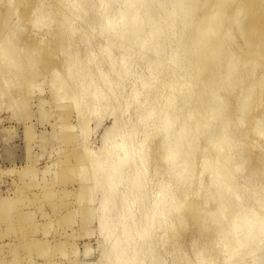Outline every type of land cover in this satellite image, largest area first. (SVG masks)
Segmentation results:
<instances>
[{"label": "bare ground", "instance_id": "1", "mask_svg": "<svg viewBox=\"0 0 264 264\" xmlns=\"http://www.w3.org/2000/svg\"><path fill=\"white\" fill-rule=\"evenodd\" d=\"M39 1L31 8L35 20L29 19L39 28L52 21L47 14L52 16L62 7L66 10L61 17L64 23L70 14H75L67 26L59 20L61 23L40 39L57 36L60 45V35L68 30L67 40L72 42L82 25L90 26L92 33L99 30L107 38V44L102 46L98 40L91 44L88 39L93 38L83 31L79 33L89 47L77 60L79 57L73 58L77 46H72L71 52L75 53L72 57L69 52L67 57L73 59L62 64L64 73L53 82L55 92L63 90L59 92L62 99L72 100L76 116L82 119L81 133L86 131L83 120L91 108L94 110L104 101L100 115L108 103L115 102L114 110L122 102L123 89L126 93L128 90L125 116L137 117L129 119L135 123H122L120 127L116 117L114 125L106 129L99 149L95 147L94 151L93 147L92 152V145L84 149L85 170L91 172L83 181L93 178L91 189L102 192L95 207L98 232L107 245L99 259L101 264H164L154 250L168 240L169 246L175 247L188 230L200 237L193 264H246L247 260L248 264H258L259 258L264 264V152L251 156L264 144V107L257 113L252 108L260 107L264 100V70L254 76L255 69L264 62V0H96L102 10L92 24L86 20L88 11L84 7L94 0H57L56 5H48L47 12L44 8L49 0ZM205 7L202 14L195 15ZM44 11L46 16L40 14ZM232 30L241 38L236 53L230 47ZM14 31L1 41L0 59L6 61L5 74L9 73L7 79L0 77L1 95L19 79L18 71L24 65L18 60L17 47L5 46ZM70 42H66L69 47ZM113 47L120 53L114 54ZM66 48L63 53L69 50ZM29 55L21 71H33L38 59L36 50ZM96 56L101 60L94 62ZM116 64L119 66L113 70ZM131 64L130 75L135 80L129 89L123 88L124 84L117 81ZM101 70L110 74H102ZM54 72L58 73L53 69ZM67 77L73 80V86L66 84ZM243 83L246 86L242 89L239 86ZM229 98H237L236 107L228 104ZM234 128L239 131L233 132ZM114 132L116 138L110 136ZM139 134L140 138L135 137ZM152 134L159 135L156 145L163 150L157 154L154 166L155 190L150 182L148 187L147 176L155 159L153 141L147 142ZM250 137L254 139L248 141ZM258 139L262 143L256 148ZM195 164H199L198 170ZM244 170L256 176H243L237 183ZM200 190L204 192L200 194ZM152 193L154 199L149 200ZM160 230V237H154ZM165 233L166 241L161 239ZM193 239L188 240L191 246L196 242ZM180 264L191 262L183 258Z\"/></svg>", "mask_w": 264, "mask_h": 264}, {"label": "rangeland", "instance_id": "2", "mask_svg": "<svg viewBox=\"0 0 264 264\" xmlns=\"http://www.w3.org/2000/svg\"><path fill=\"white\" fill-rule=\"evenodd\" d=\"M38 2L40 1L0 0V48L2 39L5 38L10 31L12 32V30H15L13 36L11 35V42H7L8 45L5 44V46L10 48L17 47L18 52L20 51L18 60L24 64L22 69L24 68L23 70H25V65L29 58L28 56H30L29 54L32 50L35 49L38 56L33 71L30 72L28 70L27 72L25 71V73L21 71V69L20 71L23 73L18 71V77L20 74L19 79L17 77L18 80L16 82L9 84L8 88L5 90L6 94L1 95L0 93V260L3 264H10L13 261L15 263L17 261V264H48L49 262V264H51L54 263V261L56 264H101L103 261L101 262L99 259L101 254L107 249V245L105 244L103 234L101 235L98 232V221L96 218L97 208L95 207L98 205L97 203L102 192L98 189H91L93 185L90 183L94 181L92 180L93 178L91 179L90 177L87 182L83 181V177L87 175L88 172H91V170H85L87 169V163L84 156V149L86 146L92 145L91 151L93 147L94 151H97L102 144L101 141L106 134V129L114 125L116 117L120 118L119 116H121L120 120L117 118L119 122L116 121L118 127H120L122 123H130V120H137V117L136 115H131L130 118L134 120L130 118L129 120L127 115L125 116L127 111L125 108V100H127L128 90L126 93V89H123L121 95L122 102L118 103L120 107H116L117 109L119 108V110H116V108L114 109L117 113H114L115 111L113 108L115 102H112L114 105L108 103L106 109L104 107L102 108V111L105 112H102L100 115V108L104 104V101H101L99 105L94 107V110L93 107L91 108L89 115L83 120L87 123L85 130L89 132V134L87 135L86 131L81 133L80 126L82 119L76 116V113L78 115V111L73 108L74 106L72 107V100L68 101L65 97L62 99L59 92L62 94L63 90H58V93L55 92L57 89L55 88L56 86L53 85V82L57 75L64 73L62 67L63 63L73 58L79 57L77 60L83 58L82 56L86 48L89 47L87 43L91 41L96 43L99 41L102 46H105V43L107 44V38L105 35H101L99 30L95 29L96 33H92L90 26L81 24L82 29L78 30V32L76 30L78 34H74L71 39L72 42L67 40V36H69L68 30L65 31V34H62L64 36L60 35L62 38V44L60 45L57 36L51 35L48 38L45 37L40 39L42 34L44 35L50 32L57 26L56 23L60 22L59 20H61V17L63 19L62 15L65 13V8H60V11L58 10L50 16V14L46 13L50 9V6L48 9V5H56L55 3L57 0L45 2L46 9L44 8V10L46 12L44 11L45 13L41 12L40 14H43V16L47 14L52 21L50 24L43 23V27L41 28L36 25L35 21H32L38 28L35 29L36 26H32V22L29 19L32 20V18L35 17L33 9L31 8H33L35 3L37 6ZM84 8L88 11L86 20L88 22L90 21L91 24L94 19L98 18L102 10L101 7L99 8L96 0H94L93 4L85 6ZM205 9L206 7L198 10L199 13L197 11L195 15L199 16ZM80 11L81 9H79V12ZM74 15L75 14H70V19L68 18V20L70 21ZM74 18L75 17H73V20ZM68 20L65 21L66 23L61 20L63 22L62 25L67 26ZM82 31L88 38V35H90L93 39L90 37L92 40L88 39L89 42L86 41L87 43H83L78 36ZM231 32L234 38L230 47L232 51L236 53V47L241 41V38L234 30ZM33 33H35L34 36L32 35ZM32 37L35 38L33 39ZM37 38L38 40L36 43ZM63 39L68 44L70 42L71 47H69ZM40 40L42 41L41 43L39 42ZM80 41L81 44L79 43ZM93 42H91V44ZM72 46H77L78 50L76 54H74V57L73 53L75 52H71L73 50ZM65 47H67V50L69 48V50L63 53ZM113 51L114 54L120 53V49H116L115 47H113ZM69 52L72 54H70V56L73 58L67 57L69 56ZM99 56L102 60L105 59L103 58V54H99ZM99 56H96L94 62L101 60ZM0 60V77H6L5 79H7V77H9L7 74L9 73L5 74L6 71L4 69L6 61L3 62L2 59ZM80 64L82 67L83 63ZM261 65L255 69L256 74L254 73V76L260 75L264 70V62H262ZM118 66L119 64H116L113 70L117 69ZM130 67L131 69H129ZM130 67L126 69L128 71L125 70V73L120 76L121 79L119 78L117 81L120 85L124 84L122 85L124 86L123 88L129 89V87L132 86L129 85L134 83L135 78L130 75L133 64H131ZM52 68L58 73L55 74L54 72L53 74ZM102 69L107 71L105 67H102ZM101 73L110 74L108 72L104 73L102 70ZM24 76L28 79L27 81H25L26 78H24ZM70 80L71 79L67 77L66 84L68 86H73V80H71L72 82ZM98 83L99 82H97L96 85L99 86ZM117 83L116 85H118ZM113 85H115V83ZM241 86L239 87L243 89L246 84L243 83ZM240 88L234 89V92L236 93ZM54 92L57 94L55 95ZM65 95L64 93L63 96ZM262 96L264 99V93ZM236 99L237 98H229L228 101L230 103L228 104L236 107L238 103ZM240 99L241 97H239V100ZM135 106L133 107L135 108ZM256 106L257 105H252V108H256L255 113L262 111L264 100L259 104L260 107L257 108ZM73 109L76 111L74 112ZM98 110H100L99 113ZM96 112L98 114H96ZM113 113L114 115H112ZM252 115L255 114L252 113ZM123 117L127 120L124 119V121ZM132 123L135 122H131L130 124ZM65 126L66 130L64 129ZM235 131L238 132L239 129L234 128L233 132ZM116 135V132H114L110 136L116 138ZM135 137L140 138L141 134ZM158 138L159 135L152 134L147 141H153V143H151L153 146H151L153 147L152 154H154L155 158L149 166V173H147V176L150 177V180H148V187H150V183L151 187L154 186V166L159 158L157 154L163 152V150L156 145ZM135 139L138 140V138ZM251 139L254 138L250 137L248 141ZM261 140L262 139L257 140L256 148L258 144L262 143ZM203 144L204 139H201V147ZM262 144L257 150H253L251 156L253 154L254 156H252V158L264 152V144ZM210 152H212V150H210ZM252 158H250L249 164H252ZM198 165L195 164L197 170L200 168ZM82 167H84L83 170ZM77 168L81 169L78 170ZM243 176L254 177L256 174L252 171L248 172L244 170L242 176L238 178L237 183L241 181ZM123 185L124 184H121L122 187ZM153 189L155 190V186ZM87 190L90 192L88 193ZM203 192L204 190H200V194ZM152 195L154 196L152 193L149 196V200L154 199ZM135 207L136 206L133 208V212L137 214L138 211H135L137 210ZM60 227L62 229H60ZM160 232L161 230L156 233V235L154 234V237H160ZM166 233L161 238L164 241L167 240ZM183 236V240H180L179 244H176L175 247L169 246L168 240L162 247H157L156 250H154L156 255H160L159 259H161L164 264H180L183 258H187L188 262H191V264L195 263V253L200 249L197 245V242H200V237L194 235L191 230L183 233ZM191 237H194L193 240L196 241L194 246L188 243ZM13 258L14 260H12ZM261 262H263V260L259 258L258 264ZM248 263L249 260L246 261V264Z\"/></svg>", "mask_w": 264, "mask_h": 264}]
</instances>
